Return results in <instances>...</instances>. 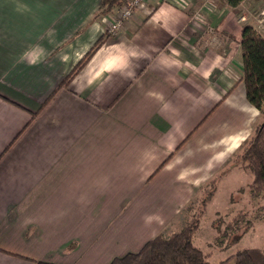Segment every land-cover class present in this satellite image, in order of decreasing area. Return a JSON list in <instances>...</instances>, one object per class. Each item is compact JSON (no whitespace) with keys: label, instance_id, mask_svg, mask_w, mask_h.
<instances>
[{"label":"crops","instance_id":"1","mask_svg":"<svg viewBox=\"0 0 264 264\" xmlns=\"http://www.w3.org/2000/svg\"><path fill=\"white\" fill-rule=\"evenodd\" d=\"M101 3L0 0V264H108L217 176L224 213L249 189L240 39L264 0H148L113 36Z\"/></svg>","mask_w":264,"mask_h":264},{"label":"trees","instance_id":"2","mask_svg":"<svg viewBox=\"0 0 264 264\" xmlns=\"http://www.w3.org/2000/svg\"><path fill=\"white\" fill-rule=\"evenodd\" d=\"M126 1L102 0L98 15L111 11L115 7H121ZM241 1L224 0L230 6H236ZM103 40L104 37H100L94 43L60 85L65 84L82 68L93 52L102 44ZM240 47L242 53L241 79L244 83L245 95L248 102L260 110L263 120L254 128L242 145L236 155V160L251 174L252 179L248 185V191L252 199H261V206L256 216L264 224V110L262 109L264 100V36L253 26L246 24L242 28ZM201 188L203 194L198 201L190 203L186 207L189 211V217L182 228L167 235L158 233L144 242L137 251L127 252L124 255L114 257L108 264H210L207 260L208 254L194 244L193 237L199 228L200 216L216 190L215 179ZM250 214L251 211L247 208L236 210V213L231 218V223L226 226L223 235L225 236L227 231L230 230L228 236L231 235V242L238 241L251 227L252 220L246 218ZM215 230L220 234V229L217 226ZM234 231H238V233L234 234ZM217 238L218 236L215 235V239ZM221 242L223 243V241H218V245ZM231 260H233L232 264H264V247L237 249L234 253L214 264H227ZM36 264L59 263L36 261Z\"/></svg>","mask_w":264,"mask_h":264},{"label":"rangeland","instance_id":"3","mask_svg":"<svg viewBox=\"0 0 264 264\" xmlns=\"http://www.w3.org/2000/svg\"><path fill=\"white\" fill-rule=\"evenodd\" d=\"M120 7H115L111 11L100 13L99 16L106 17L107 14L113 16L119 10ZM107 24L104 26V35L105 36H113L108 30H106ZM215 180V193L207 203V206L203 213L200 216L199 228L194 234L193 242L199 247L203 252L208 254V262L210 264H214L226 258L228 255L234 253L237 249L244 247H260L263 242L264 237V224L257 217V212L260 208L261 199H252L245 202L248 198L246 190V185L242 184V188L240 191L233 194L232 205L230 206V210L227 214L224 213L225 207V199L222 198V176L216 177ZM243 179H241L242 181ZM203 194V191L201 195ZM199 197L194 199L190 203H196ZM258 200V202H257ZM260 200V201H259ZM252 201V202H251ZM187 204V205H188ZM245 205L248 210L251 211L250 216L247 215L246 218H250L252 220V224L250 229H248L242 237L235 242H231V235L228 236L230 230L227 231V234L224 236V230H226V226L231 223V218L236 213L235 208ZM187 207V206H186ZM184 208L180 212V221L183 222V226L185 222L188 220L189 211L187 208ZM182 226V227H183ZM220 229V234L216 232L215 227ZM181 227V228H182ZM177 227L170 228L169 230H165L163 234L167 235L172 232L178 231V229H174ZM238 233V231H234V234ZM215 235L218 236L215 239ZM223 239V240H222ZM218 241H223L218 245ZM233 260H231L227 264H232Z\"/></svg>","mask_w":264,"mask_h":264},{"label":"built area","instance_id":"4","mask_svg":"<svg viewBox=\"0 0 264 264\" xmlns=\"http://www.w3.org/2000/svg\"><path fill=\"white\" fill-rule=\"evenodd\" d=\"M148 0H127L123 6L119 8L115 15L109 14L104 17L106 19V30L112 35H117L123 28L125 20L131 17L136 10L144 6Z\"/></svg>","mask_w":264,"mask_h":264}]
</instances>
